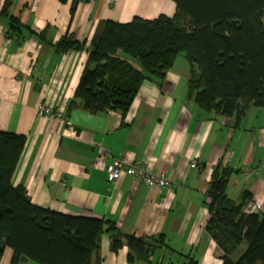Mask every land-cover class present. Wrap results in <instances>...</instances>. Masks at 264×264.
<instances>
[{
  "label": "crops",
  "instance_id": "obj_1",
  "mask_svg": "<svg viewBox=\"0 0 264 264\" xmlns=\"http://www.w3.org/2000/svg\"><path fill=\"white\" fill-rule=\"evenodd\" d=\"M6 2L0 0V10ZM8 2V15L23 27L7 34L9 21L0 15V132L25 137L12 186L24 187L42 209L111 223L122 236L154 239L148 260H128L126 240L114 253L113 235L105 232L92 264H222L225 254L207 229V192L222 166L231 172L228 199L237 203L247 194L243 213L264 209V107L249 108L236 128L233 119L202 111L188 98L190 66L178 56L162 83H142L124 117L69 109L97 24L171 18L174 3ZM67 35L82 49L56 51ZM41 104L63 111L68 123L39 115ZM116 159L143 164L171 187H149L126 174L111 184L108 167ZM12 255L6 248L0 264H10Z\"/></svg>",
  "mask_w": 264,
  "mask_h": 264
},
{
  "label": "trees",
  "instance_id": "obj_2",
  "mask_svg": "<svg viewBox=\"0 0 264 264\" xmlns=\"http://www.w3.org/2000/svg\"><path fill=\"white\" fill-rule=\"evenodd\" d=\"M8 1L0 15L9 21L7 34H20L23 27L8 15ZM170 1L171 18L97 24L69 109L124 117L142 83H162L178 56L190 66L188 98L202 111L233 119L236 128L249 108L264 107V0ZM54 47L66 53L83 46L67 35ZM24 144L25 137L0 132V260L8 248L10 264H92L105 232L113 235L114 253L123 237L128 260H148L154 239L122 236L111 223L42 209L24 187L12 186ZM230 175L222 166L212 174L207 229L225 254L222 264H264V212L243 213L247 194L237 203L228 199Z\"/></svg>",
  "mask_w": 264,
  "mask_h": 264
},
{
  "label": "built area",
  "instance_id": "obj_3",
  "mask_svg": "<svg viewBox=\"0 0 264 264\" xmlns=\"http://www.w3.org/2000/svg\"><path fill=\"white\" fill-rule=\"evenodd\" d=\"M38 114L47 117L49 120H59L63 123H68V117L63 111L58 108H51L46 105H39ZM264 166V160L262 162ZM192 164V167H195ZM109 180L111 184H116L120 177L124 174L131 176L137 180L142 181L145 185L149 187L158 188H169L171 185L165 180L162 174H155L147 169L141 163H127L123 160H113L112 164L108 167ZM260 212H264L263 208H259Z\"/></svg>",
  "mask_w": 264,
  "mask_h": 264
},
{
  "label": "rangeland",
  "instance_id": "obj_4",
  "mask_svg": "<svg viewBox=\"0 0 264 264\" xmlns=\"http://www.w3.org/2000/svg\"><path fill=\"white\" fill-rule=\"evenodd\" d=\"M174 264H176V263L174 262Z\"/></svg>",
  "mask_w": 264,
  "mask_h": 264
}]
</instances>
